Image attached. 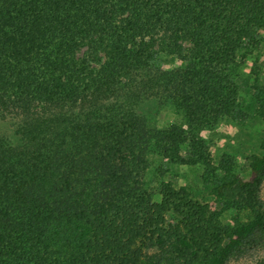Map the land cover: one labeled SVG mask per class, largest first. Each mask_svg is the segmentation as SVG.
Wrapping results in <instances>:
<instances>
[{
	"label": "trees",
	"instance_id": "obj_1",
	"mask_svg": "<svg viewBox=\"0 0 264 264\" xmlns=\"http://www.w3.org/2000/svg\"><path fill=\"white\" fill-rule=\"evenodd\" d=\"M263 30L264 0H0V264H223L263 246L264 156L243 181L203 137L235 116ZM254 99L264 119V87ZM150 102L184 121L153 127ZM153 152L200 166L220 207L170 183L155 202Z\"/></svg>",
	"mask_w": 264,
	"mask_h": 264
},
{
	"label": "rangeland",
	"instance_id": "obj_2",
	"mask_svg": "<svg viewBox=\"0 0 264 264\" xmlns=\"http://www.w3.org/2000/svg\"><path fill=\"white\" fill-rule=\"evenodd\" d=\"M260 47L246 58L239 60L237 66L236 83L239 86V108L232 118H223L214 129L207 130L203 137L210 145L213 162L221 164L224 154L233 157L235 173L238 179L248 181L251 176V162L253 156H264V119L258 114V105L254 99V89L264 87V30L259 34ZM189 49V46H188ZM157 65L165 69H172L184 65L182 58L160 55ZM151 125L158 129L169 128L184 121V114L176 106L170 104L159 107L150 102L143 106ZM0 134L11 135L9 124L0 125ZM187 153V150L185 149ZM203 169L200 166L177 165L155 152L149 156V168L146 172V187L155 202L162 200V185L170 183L176 189H187L197 200L220 207L217 196L212 187L205 185L202 180ZM264 200V184L261 188ZM237 213L234 210L223 215L226 225H234ZM175 217L169 216V225L174 224ZM165 228L162 239L166 246L172 245L173 239L169 229ZM154 240L149 243L148 256L156 255L160 251ZM223 264H264V245L247 250L237 258H229Z\"/></svg>",
	"mask_w": 264,
	"mask_h": 264
}]
</instances>
